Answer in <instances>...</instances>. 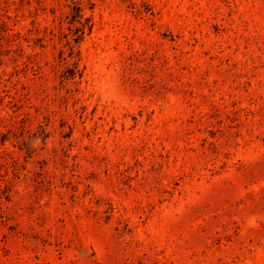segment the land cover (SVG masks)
<instances>
[{
    "label": "rangeland",
    "instance_id": "1",
    "mask_svg": "<svg viewBox=\"0 0 264 264\" xmlns=\"http://www.w3.org/2000/svg\"><path fill=\"white\" fill-rule=\"evenodd\" d=\"M0 264H264V0H0Z\"/></svg>",
    "mask_w": 264,
    "mask_h": 264
},
{
    "label": "trees",
    "instance_id": "2",
    "mask_svg": "<svg viewBox=\"0 0 264 264\" xmlns=\"http://www.w3.org/2000/svg\"><path fill=\"white\" fill-rule=\"evenodd\" d=\"M75 8V10H76V14L77 15H75V17H77V16H79V15H82V8H81V6H76V7H74ZM90 21V19L89 18H86V23L87 22H89ZM91 27H89V29H90Z\"/></svg>",
    "mask_w": 264,
    "mask_h": 264
}]
</instances>
